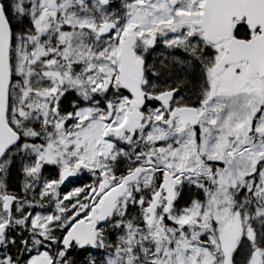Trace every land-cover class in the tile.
<instances>
[{"label":"snow or ice","instance_id":"6c2138e0","mask_svg":"<svg viewBox=\"0 0 264 264\" xmlns=\"http://www.w3.org/2000/svg\"><path fill=\"white\" fill-rule=\"evenodd\" d=\"M0 264H264V0H0Z\"/></svg>","mask_w":264,"mask_h":264}]
</instances>
